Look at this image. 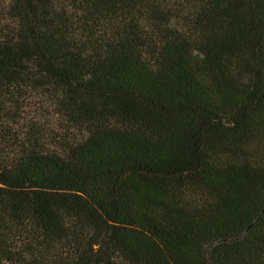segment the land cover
<instances>
[{
    "label": "trees",
    "instance_id": "obj_1",
    "mask_svg": "<svg viewBox=\"0 0 264 264\" xmlns=\"http://www.w3.org/2000/svg\"><path fill=\"white\" fill-rule=\"evenodd\" d=\"M0 264H264V0H0Z\"/></svg>",
    "mask_w": 264,
    "mask_h": 264
},
{
    "label": "rangeland",
    "instance_id": "obj_2",
    "mask_svg": "<svg viewBox=\"0 0 264 264\" xmlns=\"http://www.w3.org/2000/svg\"><path fill=\"white\" fill-rule=\"evenodd\" d=\"M34 111H35V108L32 109V107H30L29 113H30L31 116H32V114L35 113Z\"/></svg>",
    "mask_w": 264,
    "mask_h": 264
}]
</instances>
